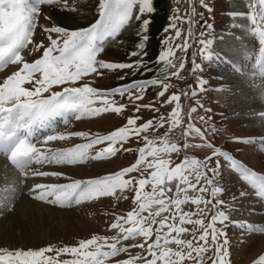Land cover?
<instances>
[{
	"label": "snow or ice",
	"instance_id": "1",
	"mask_svg": "<svg viewBox=\"0 0 264 264\" xmlns=\"http://www.w3.org/2000/svg\"><path fill=\"white\" fill-rule=\"evenodd\" d=\"M199 3L209 12L214 10L208 0H199ZM57 5L62 10H71L68 0H0V71L10 65L17 66V70L0 82V155L6 156L25 177L30 172L33 176L66 177L63 172L33 170L31 166H75L110 159L121 149L136 151L138 158L135 163L115 173L87 180L69 178L70 182L63 184H35L29 189L35 199L61 207L80 205L102 197L120 199L123 196L128 199L124 194L133 192L135 207L126 215L116 216L111 223L110 228L117 230L116 236L94 235L90 239L80 240L77 246L58 248L51 245L38 250L0 248V264H106L110 258L129 253L131 248H139L141 252L134 256L129 254L127 259H117L115 264H186L187 261L204 264L205 254L213 249V255L207 257L211 264H230L226 227L231 224L242 231L264 234V226L233 220L231 212L238 211L236 198H232V205L218 198L225 191L219 185L221 158L254 190L258 198H264V174L216 146L207 135L212 131L211 125L202 130L193 123V114L197 113L198 108H204L200 100H196L197 106L191 107L187 113L189 119L183 130V144L169 139V133L184 123L181 96L197 97L207 90V79L197 77L196 87L188 86L192 88L190 94L187 90H181L168 96L163 104H174V107L167 116L161 114L138 123L142 117L133 115L127 118L124 126L105 135L90 132L48 134L43 137L40 146L35 140L38 131L54 130L58 118L67 124L70 118L80 120L101 117L106 113L122 114L128 105L119 103L115 99L117 95L124 97L127 94L128 99L135 103L143 100L150 87H158L157 96L164 97L173 86L168 82L171 77L185 79L181 72L193 43L199 48L193 53L191 72L196 74L203 71L202 63H198L196 57L200 56L202 62L213 61L214 39L206 38L203 31L199 37L193 32L195 21L192 14L196 13L195 7L184 15L176 9L164 29L165 33L174 34L162 40L164 47L155 61H147L150 16L156 11L154 0H99L98 19L94 23L70 29L54 22L51 27L43 28L48 34L49 44L45 46L43 41L34 43L33 36L42 7ZM246 7L248 11H229L228 15L232 19L244 18L248 25L231 26L241 30L246 28L251 37L258 40V66L264 72V0H247ZM199 15L203 17V13ZM145 16L149 18L141 19ZM133 20L140 21L141 27L137 33L139 42L136 50L129 55L138 58L130 63L98 59L106 44L115 40ZM185 22L189 24L186 32L182 26ZM207 27L212 28L211 25ZM29 45H32L31 51L43 49L40 58L33 62L26 60L22 54ZM177 52L183 55L177 56ZM153 64L158 66L155 71L150 66ZM104 70H132L141 76L152 72L153 75L108 90L87 83L76 86L78 81L91 74L102 76ZM235 70L238 73L241 71L239 68ZM125 79L126 76L120 77L122 81ZM55 86L63 87L57 91L54 90ZM141 109L159 112L154 103H136L135 112L139 113ZM260 115L264 117V113ZM198 119L208 124L211 117L199 116ZM165 124H168V128L162 136L150 138L143 135L149 129L159 131ZM72 137L82 138L85 142L59 149L47 147L49 142L66 141ZM133 137L142 140L143 146L125 148L124 145ZM189 137H199L201 143H190ZM232 142L255 144L257 140L254 137H233ZM259 142L264 144V138H260ZM98 145L106 146L93 152ZM195 148L212 151L204 159L188 155H184L179 163L172 159L174 153L179 157L183 150ZM246 195L241 191V197ZM186 205H192L194 209L186 211ZM4 208H11L8 196L0 201V209ZM186 234L192 238H184ZM138 238H142L143 242L135 243ZM125 241L133 243L125 244ZM63 254H70L72 259H60ZM254 264H264V255Z\"/></svg>",
	"mask_w": 264,
	"mask_h": 264
},
{
	"label": "rangeland",
	"instance_id": "2",
	"mask_svg": "<svg viewBox=\"0 0 264 264\" xmlns=\"http://www.w3.org/2000/svg\"><path fill=\"white\" fill-rule=\"evenodd\" d=\"M208 2L210 7L214 9L211 12L201 6L199 0H154L156 11L150 16V39L146 45L147 57L145 58L147 61H155L156 57L163 50L164 46L161 43L162 40H164L167 35L174 34L171 32L165 33L164 29L170 22L169 17L175 14L176 9H179L181 15H184L185 12L190 13L191 8L195 7L196 13L192 14V18L195 21L192 25L193 32L199 37V33L203 31L206 33V38L214 39L212 49L215 56L213 61L202 62L200 56L196 57L197 62L202 63L203 71L197 72L196 74H192L191 72L193 53L197 52L199 48V45L193 43V47L190 48L187 53L185 68L181 72V76L185 77V79L181 80L176 77H171L168 82L173 86L164 97L157 96V92L160 90L158 87H150L145 92L143 100L135 103L128 99L127 94L124 97L117 95L115 99L119 103L128 105L122 114L106 113L101 117L82 118L80 120L70 118L67 124L58 118L54 130H49L48 132L47 130L38 131L35 138L38 146L42 143L43 137L48 134L90 132L105 135L116 130L118 127L124 126L127 118L133 115L142 117L138 123L146 122L154 117H159L161 114L167 116L174 107V104L166 105L163 104V101L173 92L187 90L190 94L192 88L188 86L191 85L195 88L197 77H202L209 81L208 85H206L207 90L194 98L190 96H181L184 123L179 128L169 133L170 141L181 145L183 144V130L189 119L187 113L191 107L197 106L196 100H200L204 108H198L197 113L193 114V123L201 127L202 130L211 125L212 131L208 132L207 135L216 146L229 151L236 159L253 170L264 174V144L259 142L260 138H264V119L260 120L258 117V111H262L263 108L259 107L251 111L242 112L235 111L247 98H252L254 95L256 96L252 86H249L250 95L244 94L243 91L245 89L244 84L247 86L251 85L248 84L250 80L244 82V79L249 78L245 77L246 72L252 69L251 67L255 64L247 67L236 60L239 64L241 73H243L242 75L235 70L237 67L234 59L241 54L250 55V53L254 54L256 59H258L257 56L259 54L260 45L256 38L251 37V34L247 32L246 28L245 30H241L239 27L233 28L231 26L232 24L247 26L249 22L246 19H232L228 15L229 11H248L246 7L247 0H208ZM98 3L99 0H68L71 10H62L59 5L43 6L39 16L38 26L33 36V42L38 43L43 41L45 46H47L49 44L48 34L43 31V28L51 27L54 22L70 29L89 26L98 19ZM199 13H203L202 18ZM46 17H50V19ZM145 18L149 17L145 16L141 19ZM134 21L135 20L131 22ZM207 25H211L212 28H208ZM182 26L186 32L189 24L185 22ZM140 27V21H136V23H133L132 27L129 28V32L125 34L121 32L115 39V46L104 48V51L99 54L98 59L110 62L129 63L136 60L138 57L130 56L129 53L136 50V46L139 42L137 33L140 31ZM53 37H55V34H53ZM220 37H223V39H220ZM237 43L239 44L238 49L236 48ZM244 44H246V48L243 47ZM31 49L32 45H29V48L22 53L29 62H33L35 59L40 58L43 51V49L39 51H31ZM246 50H248V52ZM182 55V53L177 52V56ZM229 61H233V63ZM178 64L179 61H177V65ZM150 66L153 67L154 71L158 67L155 64ZM15 70H17V66L10 65L8 68L0 71V82ZM170 71H175V69H170ZM152 75V72L147 73L145 76H141L140 73L134 74L132 70L117 72L104 70L102 76L91 74L83 80L78 81L76 86H82L87 83L92 87L108 90L121 84L129 83L132 80H140L151 77ZM121 76H126V79L123 81L120 80ZM241 76H244V79H242L243 77ZM263 79L264 78H262V80ZM263 81L260 86H258L259 89L257 93H259V98H261L264 107ZM62 87L63 86H55L54 90L59 91ZM136 103H154L155 108H159V112L153 109H141L139 113H136ZM209 109L211 111H208ZM199 116L211 117V120L208 121V124H204L198 119ZM167 128L168 124H165L164 128L159 129V131L149 129L148 132L143 135H147L150 138L159 137L164 134ZM213 133L215 134L213 135ZM233 137H254L257 143H235L232 142ZM82 142H85L82 138L72 137L66 141L49 142L47 147L59 149L71 147ZM189 142L201 143V140L199 137H189ZM105 146L106 145H98L93 152ZM142 146L143 141H138L135 137L131 138L130 141L124 145L125 148H138ZM211 151L212 150L208 148L187 149L183 150L179 157H177L175 153L172 154V159L176 163H179L184 155L204 159L211 154ZM0 157V201H3L4 197L8 196L11 203L10 210H8V208L0 209V248L12 250H38L49 245L58 248L65 245L77 246L80 240L90 239L94 235L104 237L116 236L118 234L117 230L110 228L111 223L114 222L116 216L126 215L128 211L135 207L133 192H126L124 194L128 196V199H124L123 196H121L120 199L116 197H102L98 200L83 202L80 205L61 207L35 199L34 194L31 193L29 189L35 184H63L70 182V179L87 180L115 173L135 163L138 158V153L136 151L126 152L121 149L115 157L110 159L89 161L86 164L75 166L36 164L31 166L33 170L63 172L66 174V177L33 176L31 172L25 177L10 163L6 156L0 155ZM214 163L215 160L212 161L213 166ZM221 165L222 175L219 178V185L222 186L225 191L220 194L218 198L227 201L229 205L233 204L232 198H236L235 207L238 211L231 212L232 219L264 226V198H258L254 194V190H252L246 182L242 181L238 173L231 170L227 162L222 158ZM132 175L137 174L133 173ZM21 181L23 182L21 183ZM13 189L15 190L14 194ZM241 191L246 192L247 195L241 197ZM191 194L192 193H190V195ZM117 195L120 196V193H117ZM24 199L30 200V203L28 202L29 207L30 204H37L39 206L24 210L20 206L21 200L23 201ZM4 202L8 203V201ZM193 209L194 206L192 205L185 206L186 211ZM210 218L211 213L207 219L210 220ZM187 227L191 229L192 226ZM225 230L229 240L228 252L230 264H254L261 255H264V234L242 231L239 227L231 224L228 225ZM199 234L198 232L197 235ZM184 238L191 239L192 236L186 234ZM141 242H143L142 238H138L137 241H135V243ZM124 243L130 244L133 243V241H125ZM173 247L175 246L173 245ZM140 252L141 249L139 248H131L129 253L110 258L109 261H106V264H115L117 259H127L129 254L134 256ZM213 252L214 249L205 254L204 264H211V260L207 257L212 256ZM48 255H54V253H49ZM60 259H72V257L70 254H63ZM186 264H194V262L187 261Z\"/></svg>",
	"mask_w": 264,
	"mask_h": 264
},
{
	"label": "bare ground",
	"instance_id": "3",
	"mask_svg": "<svg viewBox=\"0 0 264 264\" xmlns=\"http://www.w3.org/2000/svg\"><path fill=\"white\" fill-rule=\"evenodd\" d=\"M244 12V11H243ZM129 28L128 29H124L123 30V32L124 33H127V32H129ZM243 34V33H242ZM243 35H245V34H243ZM239 46V44L237 43V49L239 48L238 47ZM108 47L110 48V47H114L112 44H110V46L108 45ZM244 48H246V44H244V46H243ZM248 48V47H247ZM247 52H248V50H246ZM242 53V52H241ZM227 60H228V58H227ZM232 60V59H231ZM240 61V63L241 64H243L244 66H247V67H250V65H253L254 64V57H252V55H247V54H241L239 57H237L236 56V59H234V62L235 61ZM242 61H243V63H242ZM230 62V61H229ZM232 63H233V61H231ZM230 62V63H231ZM247 63V64H245V63ZM234 65V64H233ZM252 67H254V66H252ZM238 68V67H237ZM251 73H253L254 71H253V69H251V71H250ZM260 73V72H259ZM262 73H264V72H262ZM240 74H242L243 75V73H241V71H240ZM249 75H247V73H246V75H245V77H248ZM229 77V76H228ZM241 77H243L242 79H244V76H241ZM250 77V82H248L247 81V79L245 80L244 79V82H248V84H251V85H245L244 84V94H247V95H250V87L252 86V88L255 90V93L254 94H256V96L254 95V97H252V98H247L239 107H238V109H236L235 111H240V112H242V111H251V110H254V109H256V108H259V107H262L263 108V110L262 111H258L259 112V114H261V113H264V107H263V105H262V100H261V98H259V93H257L258 92V89H259V87L258 86H260V84H261V82L264 80H262V75L260 74V76H259V79H257V75L256 76H254L256 79H254V77H252L251 78V76H249ZM235 78V77H234ZM238 78V77H237ZM236 79V78H235ZM239 79V78H238ZM237 80V79H236ZM264 82V81H263ZM250 86V87H249ZM42 131H44V130H42ZM49 130H47V132H48ZM38 133V132H37ZM1 158V157H0ZM3 161V160H2ZM2 161H1V163H2ZM8 163V162H7ZM9 164V163H8ZM10 165V164H9ZM30 201V200H29ZM28 200H26V199H24L23 201L21 200V207L25 210V209H32V208H34V206H39V205H37V204H30V207L28 206V204L30 203ZM29 202V203H28ZM31 212V211H30Z\"/></svg>",
	"mask_w": 264,
	"mask_h": 264
},
{
	"label": "trees",
	"instance_id": "4",
	"mask_svg": "<svg viewBox=\"0 0 264 264\" xmlns=\"http://www.w3.org/2000/svg\"><path fill=\"white\" fill-rule=\"evenodd\" d=\"M188 60H189V58H188Z\"/></svg>",
	"mask_w": 264,
	"mask_h": 264
}]
</instances>
